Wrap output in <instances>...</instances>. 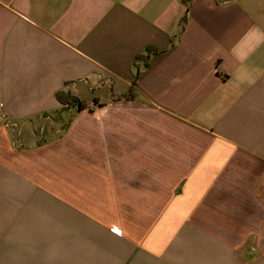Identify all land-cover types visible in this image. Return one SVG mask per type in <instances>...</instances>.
I'll use <instances>...</instances> for the list:
<instances>
[{"label": "crops", "instance_id": "obj_1", "mask_svg": "<svg viewBox=\"0 0 264 264\" xmlns=\"http://www.w3.org/2000/svg\"><path fill=\"white\" fill-rule=\"evenodd\" d=\"M0 264H264V0H0Z\"/></svg>", "mask_w": 264, "mask_h": 264}, {"label": "trees", "instance_id": "obj_2", "mask_svg": "<svg viewBox=\"0 0 264 264\" xmlns=\"http://www.w3.org/2000/svg\"><path fill=\"white\" fill-rule=\"evenodd\" d=\"M184 21H185V18L183 17L180 21L181 28L184 26ZM139 58H141V56H139L138 59ZM57 98L63 105H65L67 107H70L72 105H77L79 107V109H83L85 107L83 102L79 98H77L76 96H74V95H72L66 91L58 92ZM70 122H71V119H69V121L67 122V124L65 125L64 128H67L68 123H70Z\"/></svg>", "mask_w": 264, "mask_h": 264}, {"label": "rangeland", "instance_id": "obj_3", "mask_svg": "<svg viewBox=\"0 0 264 264\" xmlns=\"http://www.w3.org/2000/svg\"><path fill=\"white\" fill-rule=\"evenodd\" d=\"M5 127L7 128V131L9 132V137L13 140V141H19L20 139H18L19 137H21V134H17V129L15 130L12 126L8 127V124H4Z\"/></svg>", "mask_w": 264, "mask_h": 264}, {"label": "built area", "instance_id": "obj_4", "mask_svg": "<svg viewBox=\"0 0 264 264\" xmlns=\"http://www.w3.org/2000/svg\"><path fill=\"white\" fill-rule=\"evenodd\" d=\"M115 230H117V229H115Z\"/></svg>", "mask_w": 264, "mask_h": 264}]
</instances>
